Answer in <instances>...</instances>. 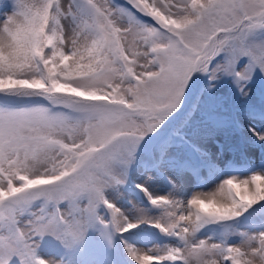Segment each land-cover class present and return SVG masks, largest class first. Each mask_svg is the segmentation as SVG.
Here are the masks:
<instances>
[{
    "label": "snow or ice",
    "instance_id": "snow-or-ice-1",
    "mask_svg": "<svg viewBox=\"0 0 264 264\" xmlns=\"http://www.w3.org/2000/svg\"><path fill=\"white\" fill-rule=\"evenodd\" d=\"M258 80L264 0H10L0 13V264H75L89 234L112 249L141 224L166 239L122 240L133 264H264V225L226 223L264 216ZM242 157L259 170L219 179ZM137 166L156 215L108 196ZM153 177L166 194L150 191ZM188 184L208 190L183 199ZM212 225L219 233L206 234ZM46 239L61 251L42 255Z\"/></svg>",
    "mask_w": 264,
    "mask_h": 264
},
{
    "label": "rangeland",
    "instance_id": "rangeland-1",
    "mask_svg": "<svg viewBox=\"0 0 264 264\" xmlns=\"http://www.w3.org/2000/svg\"><path fill=\"white\" fill-rule=\"evenodd\" d=\"M121 1L123 2V0ZM9 3H10V0H0V13H2L5 9L8 8ZM194 79H196L197 81H200L201 80L200 74H196L194 76ZM254 89L255 90L264 89V82H261L258 80L254 86ZM256 127H264V121L258 120ZM261 153L264 154V150H261ZM259 163L264 164V161H260ZM256 165H257V161L255 160V157H252L250 161H249V158L242 157V161L239 165H237V167L228 169L224 173V175L221 176L219 179H223L231 175H237L241 177L247 176L252 171L259 170ZM149 175H150L149 173L145 172L139 166L134 167L129 173L126 184L122 185L117 191H110L108 193V196L111 199H114L117 206H119L123 210L127 211L128 209L131 208L132 204H137V205L142 206L145 209L151 210L150 212L151 215H156V210L153 208V206L150 205L145 194L141 192L138 188H136L137 184L144 183L146 180H148ZM215 182H218V180L210 182V183H215ZM147 186L149 187L152 193L160 194V195L166 194L170 189V185H168L167 181L164 180L162 177H153ZM198 190L206 191L208 190V188L207 186L197 188V187H194L192 184H188V186H186L185 192L182 194V198L187 199L192 194V192L198 191ZM249 222L250 224H247ZM227 224H230V225L234 224L233 226L239 231L255 232V231L260 230L261 226L264 225V216H261L259 214H253L249 216L248 214H245V216L238 218L236 221H229L227 222ZM152 229H156V228L150 226L149 224H141L138 228L131 230L129 233H125L123 237L117 236L116 239L118 240V242L121 243V244H118V246L120 247V250L113 251L112 253H115V252L118 253L119 251L122 262L127 263V264H133V262L130 260V258L127 255L124 244L121 241L122 240L127 241L129 244L136 246V247L147 248V247L153 246L154 244L160 243L166 239L165 237L162 236V234L154 235L150 233L149 231ZM213 230H215L216 233H219L220 228L219 227L213 228L209 226L206 234L212 235ZM95 238L96 236L94 234H89L88 241L85 247L90 250L94 248V246L88 247V245L90 244L93 245ZM46 241L54 243L47 239ZM101 249H103V245L97 244L94 248V251L97 254L99 250ZM105 251H107L106 248H104V252ZM52 253H56V252L50 250L45 245L41 250L42 255H49ZM81 253H79L74 258L75 264H83L80 261ZM90 255L93 257L94 252L90 251ZM54 258L59 259L60 255H56ZM110 259H112V257H109V258L105 257L102 260L93 259L96 262H93L91 264H115L114 261H110ZM65 264H69V263L65 261Z\"/></svg>",
    "mask_w": 264,
    "mask_h": 264
},
{
    "label": "trees",
    "instance_id": "trees-1",
    "mask_svg": "<svg viewBox=\"0 0 264 264\" xmlns=\"http://www.w3.org/2000/svg\"><path fill=\"white\" fill-rule=\"evenodd\" d=\"M97 240H98V239H96L95 241L97 242ZM118 248H119V247L117 246V250H118ZM88 259H89V258H87V256H86V258H85V259H83V261H84V264H86V262L88 261Z\"/></svg>",
    "mask_w": 264,
    "mask_h": 264
},
{
    "label": "bare ground",
    "instance_id": "bare-ground-1",
    "mask_svg": "<svg viewBox=\"0 0 264 264\" xmlns=\"http://www.w3.org/2000/svg\"><path fill=\"white\" fill-rule=\"evenodd\" d=\"M188 186V185H187Z\"/></svg>",
    "mask_w": 264,
    "mask_h": 264
}]
</instances>
